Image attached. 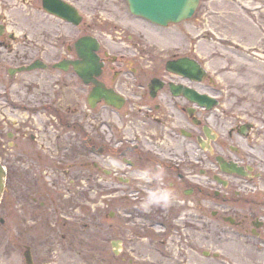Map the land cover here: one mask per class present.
Returning <instances> with one entry per match:
<instances>
[{
  "label": "flooded vegetation",
  "instance_id": "1",
  "mask_svg": "<svg viewBox=\"0 0 264 264\" xmlns=\"http://www.w3.org/2000/svg\"><path fill=\"white\" fill-rule=\"evenodd\" d=\"M53 1L73 8L81 22L51 15V6L41 0L46 17L75 28L85 25L75 3ZM19 4L28 13L33 0ZM17 7L12 14L19 13ZM23 27L0 12V112L28 114L14 123L0 114V162L8 171L1 211L9 208L16 229L51 226L57 234L66 226L59 220L62 191L85 184L96 194L105 191L108 208L117 202L128 206L130 200L153 202L157 212L141 216L148 223L143 220L138 238L154 237L147 234L152 227L163 243L184 238L193 250L196 239L229 232L242 249L264 251V170L253 154L262 134L252 119L238 120L221 110L220 102L209 109L195 101L191 90L213 95L208 73L196 81L167 67L170 61L196 58L169 56L168 47L155 50L163 52L156 56L125 31L117 38L125 46L114 54L86 30L67 40L42 39L19 34ZM89 36L100 45L88 52L95 61L82 78L74 70L83 64L77 46ZM35 62L43 69L12 74ZM219 160L236 164L244 175L226 173ZM135 218H122V228L128 231ZM121 259L119 264H127Z\"/></svg>",
  "mask_w": 264,
  "mask_h": 264
},
{
  "label": "rangeland",
  "instance_id": "2",
  "mask_svg": "<svg viewBox=\"0 0 264 264\" xmlns=\"http://www.w3.org/2000/svg\"><path fill=\"white\" fill-rule=\"evenodd\" d=\"M69 1L78 6L84 17V26L75 28L48 15L46 17L41 10V0H33V6L27 8L28 13L19 4L21 0H0V12L8 15L9 23L26 24L27 27H23L19 34L28 32L31 36L32 32L34 38L50 39L58 35L67 40L84 34L86 30L97 35L116 54L125 46L117 40L119 33L125 31L126 36L151 48L156 56L163 54L156 51L166 47L165 53L171 52L169 56L180 57L188 53L208 71L209 92L219 98L220 109L234 113L233 117L238 120L252 119L256 124L262 136L257 138L253 154L258 169L264 170V0H200L191 19L167 27L130 14L125 0ZM15 7L19 10L16 15L12 14ZM241 19L249 23L254 34L241 36L237 29L233 30L239 27ZM97 24L101 28H95ZM15 91L16 88L11 91L14 99ZM0 101L4 102L3 99ZM84 113L85 110L83 116ZM0 114L13 123L28 118L25 111L9 110ZM83 187L70 192L62 191L63 215L84 214L81 216L84 219L82 224L91 225V229L75 230V222L68 215L67 220L59 219L68 224L61 230L74 231L69 232L68 237L55 234L51 226L46 230V227L38 229L28 224V228L24 229L19 224L16 229L13 220L9 219L11 212H0V221L3 220V223L0 222V264H25L23 252L26 247L31 248L35 264H117L110 246L111 241L116 240L123 242L121 255H124L127 264H264V251L242 249L229 232L220 238L211 234L208 240L196 239L197 246L193 250L188 248V239H165L163 243L164 239L160 241L154 231L148 232L149 228L147 234L152 233L154 237L138 238L136 234L143 231L145 225L143 220L148 221L141 216L157 212L153 202L133 203L130 200L128 206L117 202V207L108 208L105 191L96 194L85 191V184ZM85 193L90 196L86 197ZM71 200H77L81 207L89 206L91 201L94 215L82 213L81 209L75 212L68 210ZM110 212L114 216L109 228L104 216ZM130 215L139 219L131 221L129 230L125 231L119 220ZM203 251L217 252L220 257L205 258Z\"/></svg>",
  "mask_w": 264,
  "mask_h": 264
},
{
  "label": "water",
  "instance_id": "3",
  "mask_svg": "<svg viewBox=\"0 0 264 264\" xmlns=\"http://www.w3.org/2000/svg\"><path fill=\"white\" fill-rule=\"evenodd\" d=\"M129 5L130 12L138 17L149 20L160 26H167L170 23H179L190 19L195 13L200 0H126ZM49 5L51 8H49ZM45 6L48 7L50 13L61 17L64 20L78 24L80 18L77 16L76 12L69 6L63 4L62 2L56 3L53 0H46ZM80 50L78 51L79 56L83 59V62L87 67L79 70L77 64L74 65L75 70L80 71L82 77L85 76L84 72L88 70L89 63L95 61V55L88 53L91 49L94 51L97 49V44L95 40L91 38H83L78 43ZM88 45H92L89 47ZM78 48V49H79ZM171 68L177 71H184V73L192 75L193 77H198L201 73L199 67L192 61L182 60L176 63H170ZM33 69L32 67L29 68ZM108 97V96H107ZM215 101L212 99L208 100V105H212ZM229 172L242 173L240 169L231 167ZM6 170L0 165V199L2 197L4 186H5ZM26 263L33 264L30 255V250L28 249L24 254Z\"/></svg>",
  "mask_w": 264,
  "mask_h": 264
},
{
  "label": "bare ground",
  "instance_id": "4",
  "mask_svg": "<svg viewBox=\"0 0 264 264\" xmlns=\"http://www.w3.org/2000/svg\"><path fill=\"white\" fill-rule=\"evenodd\" d=\"M236 29L240 32L239 35L241 36L254 34V31L251 29V26L248 22H246L245 19H241L239 27L236 26L235 28H233L234 31H236Z\"/></svg>",
  "mask_w": 264,
  "mask_h": 264
}]
</instances>
